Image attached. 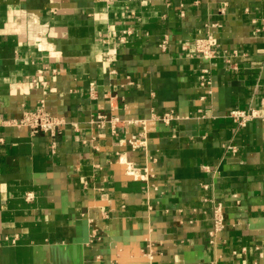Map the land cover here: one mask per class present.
Instances as JSON below:
<instances>
[{"label":"crops","instance_id":"0c3cea01","mask_svg":"<svg viewBox=\"0 0 264 264\" xmlns=\"http://www.w3.org/2000/svg\"><path fill=\"white\" fill-rule=\"evenodd\" d=\"M209 31L236 71L194 54ZM41 100L55 148L4 123ZM248 106L264 110V0H0V264H264V121L228 118Z\"/></svg>","mask_w":264,"mask_h":264},{"label":"built area","instance_id":"2783aa9c","mask_svg":"<svg viewBox=\"0 0 264 264\" xmlns=\"http://www.w3.org/2000/svg\"><path fill=\"white\" fill-rule=\"evenodd\" d=\"M130 34L129 31L124 32V36L120 38V42H124L125 36ZM166 40H164L160 47L165 48ZM192 49L196 56L207 60L210 62L212 59L222 56L225 62L228 64V68L236 71L239 67L238 59L243 55L236 49L230 52L223 50L220 53L218 49V40L213 31H209L204 37L194 39L192 42ZM186 48V47H184ZM55 71V70H54ZM209 68H203L199 74L200 86L211 93V80L209 76ZM33 81H36L34 79ZM40 84L44 87L46 86V81H41ZM94 93L93 89L91 90ZM177 115L172 112H165L163 114H153L151 120L160 121L164 125H169L171 121L176 120ZM228 118L233 122L236 128H245L249 123L257 120L264 121V110L256 108L254 106H248L245 109H232L228 113ZM118 118H114V121H118ZM106 121L103 115L97 116V124H101ZM149 120H136L133 123L137 126L147 128V123ZM4 123L11 127L25 128L30 134H44L50 138L51 147L55 148V140L61 134V125L64 123L61 117L51 114L45 107V102L40 101L37 108L33 110H23L22 115L19 118H13L5 120ZM133 138V137H132ZM132 138L130 144L132 143ZM128 174L135 176L136 178L142 177V174L136 170H132L128 167ZM207 188V186H205ZM32 194L27 193L25 195L26 200L32 199ZM208 201V200H206ZM210 208V229L208 231L209 243L215 244L216 239L219 238V234L223 232L226 227L225 222V211L226 205L221 200L211 199L209 202ZM243 250H245L243 248ZM235 253V252H234Z\"/></svg>","mask_w":264,"mask_h":264}]
</instances>
